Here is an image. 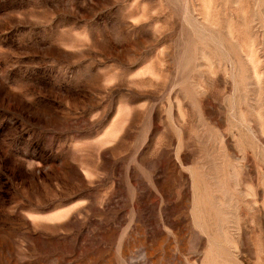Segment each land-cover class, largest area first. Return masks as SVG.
Masks as SVG:
<instances>
[{
    "label": "rangeland",
    "instance_id": "obj_1",
    "mask_svg": "<svg viewBox=\"0 0 264 264\" xmlns=\"http://www.w3.org/2000/svg\"><path fill=\"white\" fill-rule=\"evenodd\" d=\"M0 264H264V0H0Z\"/></svg>",
    "mask_w": 264,
    "mask_h": 264
}]
</instances>
